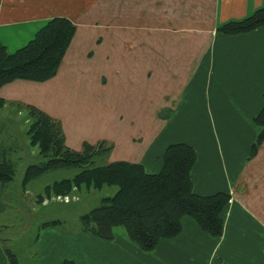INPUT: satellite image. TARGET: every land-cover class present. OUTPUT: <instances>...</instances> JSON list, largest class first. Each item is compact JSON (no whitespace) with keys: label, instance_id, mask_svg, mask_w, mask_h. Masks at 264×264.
I'll return each instance as SVG.
<instances>
[{"label":"crops","instance_id":"crops-1","mask_svg":"<svg viewBox=\"0 0 264 264\" xmlns=\"http://www.w3.org/2000/svg\"><path fill=\"white\" fill-rule=\"evenodd\" d=\"M263 6L264 0H0V41L9 53L55 17L76 27L55 76L0 89L8 107L35 106L61 122L68 147L106 141L112 150L102 164H141L150 174L162 169L170 144H188L197 155L193 190L230 195L220 236L184 217L181 233L151 251L124 226L106 240L67 231L61 220L38 223L36 264H264V143L250 156L261 130L253 119L264 104V26L218 31ZM4 147L0 141V162ZM4 195L0 183V215ZM1 245L0 264H9Z\"/></svg>","mask_w":264,"mask_h":264},{"label":"trees","instance_id":"trees-1","mask_svg":"<svg viewBox=\"0 0 264 264\" xmlns=\"http://www.w3.org/2000/svg\"><path fill=\"white\" fill-rule=\"evenodd\" d=\"M261 26H264V6L243 20L222 25L218 31L237 35ZM75 32L76 27L69 19L55 17L31 41L13 53L7 52L0 41V89L18 79L41 82L55 76ZM6 104L7 101L0 96V108ZM12 105L27 111L31 121L27 135L32 145H39L42 157L39 163L26 168L22 185L26 186L51 171L75 168L78 173L73 178L46 186L44 196L40 198L43 200L54 194L71 196L73 189L89 187L90 182L97 187L106 184L118 187L114 195L103 198L96 207L81 215L80 231L111 240L114 237L113 228L124 226L130 239L144 251L153 250L160 239L178 236L184 217L194 219L211 236L222 234V213L230 195L218 192L204 196L193 190L192 169L197 155L190 145L170 144L163 155L162 169L154 174L147 173L141 164H102L112 150L111 144L106 141L97 144L84 142L80 150H74L66 145L58 119L32 105ZM253 120L261 130L252 144L250 156L264 143V104ZM1 138L5 158L0 162V183L6 190V186L14 181L16 167L8 159L9 147L5 138ZM98 158H104L100 164ZM61 224L60 220H52L40 226L45 228ZM1 241L3 243V239ZM2 247L9 264H20L11 248L4 244ZM59 264L75 263L65 260Z\"/></svg>","mask_w":264,"mask_h":264},{"label":"rangeland","instance_id":"rangeland-1","mask_svg":"<svg viewBox=\"0 0 264 264\" xmlns=\"http://www.w3.org/2000/svg\"><path fill=\"white\" fill-rule=\"evenodd\" d=\"M0 118L3 120L0 134L6 140L7 148L9 147L8 159L16 167L14 181L5 190L3 203L6 211L0 215V237L3 239L2 245L8 246L17 254L20 264H36L34 239L38 233V223L59 219L66 224L65 230L76 232L81 228V215L96 207L103 198L114 195L118 187L107 184L97 187V184L90 182L93 186L73 189L70 198L69 195L62 197L54 194L42 200L40 197L44 196L46 186L70 179L78 170L72 168L51 171L30 181L26 186L22 185L26 168L41 161L40 148L39 145H32L27 135L31 121L26 110L15 105L8 107L6 104L0 108ZM103 159L98 158V164Z\"/></svg>","mask_w":264,"mask_h":264}]
</instances>
